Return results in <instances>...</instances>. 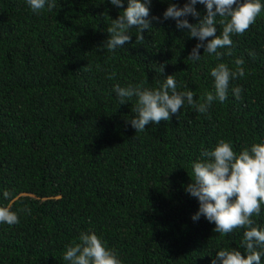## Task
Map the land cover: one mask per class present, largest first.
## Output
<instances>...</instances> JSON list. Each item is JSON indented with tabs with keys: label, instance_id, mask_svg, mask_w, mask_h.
<instances>
[{
	"label": "trees",
	"instance_id": "obj_1",
	"mask_svg": "<svg viewBox=\"0 0 264 264\" xmlns=\"http://www.w3.org/2000/svg\"><path fill=\"white\" fill-rule=\"evenodd\" d=\"M186 2L152 0L151 15L162 18L169 4ZM55 3L38 15L26 0H0V207L19 217L16 225L0 224V264H68L63 254L81 233H95L121 264H211L221 249L246 255L245 229L220 236L203 216L193 221L199 202L185 189L192 164L220 140L237 154L264 144V9L231 37V56L217 60L201 48L193 62L186 58L199 41L171 19L154 21L143 44L132 29L123 48L101 51L127 0L124 8L109 0ZM195 8L206 15L205 5ZM240 58L245 76L230 81L225 102L205 114L185 104L144 132L129 123L137 98L120 105L114 92L116 85L158 89L174 75L177 91L191 90L200 101L215 91L211 69L225 63L234 70ZM235 87L243 89L238 100ZM252 219L264 228V205Z\"/></svg>",
	"mask_w": 264,
	"mask_h": 264
},
{
	"label": "clouds",
	"instance_id": "obj_2",
	"mask_svg": "<svg viewBox=\"0 0 264 264\" xmlns=\"http://www.w3.org/2000/svg\"><path fill=\"white\" fill-rule=\"evenodd\" d=\"M117 8H124L123 0H109ZM152 0H127V7L116 19H111V26L107 28L109 38L103 43V50L115 52L118 48L132 40L129 34L136 30V44H143L144 31L151 28L152 23H162L169 19L175 21L177 30H187L188 38L199 41L186 58L198 62L202 59L199 54L201 48L209 56L215 55L217 60L223 56H231L235 44L233 35H243L255 24L264 5L260 0H187L180 7L171 3L161 17L151 15ZM34 14H41L45 8L51 12L55 7V0H26ZM205 5L206 15L200 18L195 5ZM191 16L198 23H189ZM217 17L223 30L217 35ZM211 38V39H209ZM207 41V43H205ZM227 49L226 52L218 51ZM249 55L255 56L254 52ZM242 58L235 60V69L227 64L219 63L210 71L214 78V93L206 92L200 101L194 100L195 93L191 90L177 91L174 75L164 79L158 89H150L141 85L121 87L116 85L114 92L119 104H125L136 97L133 111L136 116L129 123L137 132H144L145 126L159 125L161 121L168 122L171 116L177 115L179 110L187 104L200 114L208 112L215 101L221 103L227 100L231 80L245 76ZM88 67V66H87ZM85 67L84 69H86ZM164 65L159 66V72H164ZM100 69V65H97ZM115 73L109 74L107 79H114ZM146 83V82H145ZM240 87L232 89L234 97L241 98ZM204 160H197L192 164L194 179L186 186V192L199 202V210L192 216L198 221L203 216L209 223H214L213 231L220 236H226L237 229H245L241 247L246 255L236 249H221L212 258L211 264H261L264 256V228L254 225L253 216H259L264 205V144L254 143L250 148H244L239 154L233 151L231 143L220 140L214 150L203 151ZM13 194L5 190L4 199H11ZM31 213L27 207L21 209ZM13 226L19 223L16 212L9 207H0V224ZM63 260L68 264H121L117 253L108 249L104 241L95 233H81L79 243L69 245L63 254Z\"/></svg>",
	"mask_w": 264,
	"mask_h": 264
}]
</instances>
